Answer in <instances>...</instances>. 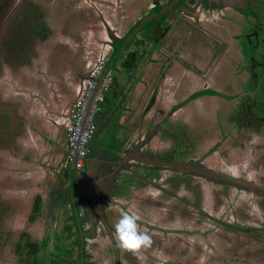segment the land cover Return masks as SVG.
I'll return each instance as SVG.
<instances>
[{
    "label": "flooded vegetation",
    "instance_id": "flooded-vegetation-1",
    "mask_svg": "<svg viewBox=\"0 0 264 264\" xmlns=\"http://www.w3.org/2000/svg\"><path fill=\"white\" fill-rule=\"evenodd\" d=\"M132 2L125 8L114 2L117 25L103 16L106 39L84 69L103 56L112 85L96 116L84 170L64 159L62 170L52 168L49 178L40 179L46 189L36 195L30 220L42 218L45 205L49 222L44 238L30 233L39 242L22 234L25 264L33 257L27 244L36 245L35 255L52 246L58 252L71 248L65 259H53L92 264L90 244L98 238L111 264H123L124 257L137 264L129 254L138 257L140 249L120 248L115 235L129 208L138 216V230L139 223H154L147 235L160 234L153 248L166 254L172 243L163 237L166 224L203 223L214 212L204 205L208 194L218 202L217 222L229 210L219 197L240 199L229 210L245 234L236 249L264 264V0ZM236 73L243 83L235 82ZM207 121H228L236 129L228 134L205 127L195 136L197 125ZM29 150L43 175L40 145ZM205 185L213 190L205 194ZM236 210L244 216L235 218ZM59 221L72 225L73 240L66 242L72 238L67 227L60 237L54 233Z\"/></svg>",
    "mask_w": 264,
    "mask_h": 264
},
{
    "label": "rangeland",
    "instance_id": "rangeland-1",
    "mask_svg": "<svg viewBox=\"0 0 264 264\" xmlns=\"http://www.w3.org/2000/svg\"><path fill=\"white\" fill-rule=\"evenodd\" d=\"M114 2L124 8L133 4L132 0L125 3L123 0H4L5 8L0 13V264H25L23 248L20 252L18 250L22 234L29 236L34 232L41 238L45 237L49 222L45 205L42 218L35 221L30 218L34 214L35 197L39 192L43 193L46 186L40 180L41 168L35 162V154H31L32 150L26 153L21 142L25 137L31 142L29 147L38 148L36 130L42 129L41 124L44 127L50 124H43L48 112L39 113L43 103L51 100L52 94L57 96L59 92H71L73 86L70 84L73 80L77 82L88 62L93 61L95 54L91 52L99 49V44L106 39L103 16L113 25L118 24ZM234 78L237 84L243 83L237 73ZM44 94L50 95L43 99ZM221 123L219 121L218 126L211 121L198 124L194 135L198 132L204 134L205 127L213 133L221 131L222 127L228 134L236 129L228 121ZM29 127L33 130L30 131ZM26 157L31 164L26 165ZM211 189L213 187L205 185L204 193L211 192ZM219 198L229 206V210L241 204L234 195L228 196L227 201L226 198ZM204 201V205H209L207 207L214 212L203 216V223L197 224L193 219L166 224V232L170 236L163 237L172 242L165 249L166 254L162 248H153L154 239H158L160 234L154 237L149 234L150 246H142L138 257L129 254L132 259L137 264H261L256 260H247L244 253L236 249L245 239L240 236L245 234H239L241 224L232 218L234 212L231 215L228 210V215L220 222L214 221L218 202L212 194H208ZM191 213L196 216L194 211ZM236 214L235 218L244 216L239 210ZM247 221L253 219L248 217ZM64 224V221H59L54 233L60 237L67 227L66 231L70 229L68 235L72 237L66 239L69 242L75 234L71 224L63 227ZM153 224L139 223L138 231L147 234L149 229H153ZM158 225L162 227L163 224ZM57 235H53L52 242L55 244ZM29 238L39 242L31 235ZM103 240L98 238L90 244L94 251L91 253L92 264H111L110 256L101 252ZM200 240L203 241L202 248ZM65 251L71 252V248L58 252L53 246L47 247L31 257L30 262L65 264L62 259H53L58 254L65 259ZM130 262L127 257L123 258V264Z\"/></svg>",
    "mask_w": 264,
    "mask_h": 264
},
{
    "label": "built area",
    "instance_id": "built-area-1",
    "mask_svg": "<svg viewBox=\"0 0 264 264\" xmlns=\"http://www.w3.org/2000/svg\"><path fill=\"white\" fill-rule=\"evenodd\" d=\"M112 72L103 56L97 58L78 89V97L66 120V158L68 165L83 171L89 143L96 130V116L112 85Z\"/></svg>",
    "mask_w": 264,
    "mask_h": 264
},
{
    "label": "crops",
    "instance_id": "crops-1",
    "mask_svg": "<svg viewBox=\"0 0 264 264\" xmlns=\"http://www.w3.org/2000/svg\"><path fill=\"white\" fill-rule=\"evenodd\" d=\"M86 74L87 72L85 70L77 82L73 80V82L70 84L73 86V88L71 87V92L68 94H65L64 92H59L57 96L52 94V99L44 102L43 109L39 112L40 114L48 112V115H43L45 120L43 124L50 122L49 126L47 127H44L41 124V130L36 128V133L39 136L37 145H40V153L44 157L46 164L43 175L41 170V178H44V176L45 178H49L48 173L53 172L52 168H59L61 162L65 159L67 130L62 122L65 120L69 109L72 107L77 97L79 86L82 80L86 77ZM49 95L50 94H44L42 95V98L44 99ZM31 115L33 116L34 114L31 113ZM29 130L32 131L33 129L29 127ZM27 134H29V132H27ZM22 142L25 145L26 153H29L28 150L32 148L29 147L31 142L25 137L22 139ZM58 163L59 165H57ZM26 165H28V162Z\"/></svg>",
    "mask_w": 264,
    "mask_h": 264
},
{
    "label": "clouds",
    "instance_id": "clouds-1",
    "mask_svg": "<svg viewBox=\"0 0 264 264\" xmlns=\"http://www.w3.org/2000/svg\"><path fill=\"white\" fill-rule=\"evenodd\" d=\"M137 220L138 216L131 208L122 212L115 225V235L120 248L135 252L151 243L147 234L138 231Z\"/></svg>",
    "mask_w": 264,
    "mask_h": 264
},
{
    "label": "trees",
    "instance_id": "trees-1",
    "mask_svg": "<svg viewBox=\"0 0 264 264\" xmlns=\"http://www.w3.org/2000/svg\"><path fill=\"white\" fill-rule=\"evenodd\" d=\"M5 8V4H4V0H0V13H2L4 11ZM28 249H30V256H34L37 253V247L34 244H27ZM22 247L18 246V250H21Z\"/></svg>",
    "mask_w": 264,
    "mask_h": 264
},
{
    "label": "water",
    "instance_id": "water-1",
    "mask_svg": "<svg viewBox=\"0 0 264 264\" xmlns=\"http://www.w3.org/2000/svg\"><path fill=\"white\" fill-rule=\"evenodd\" d=\"M77 97H78V92H77ZM77 97H76V99H77ZM76 99H75V101H76ZM74 101V102H75ZM74 104V103H73ZM72 107H73V105H72ZM72 107L69 109V111H68V113H67V116H69V113H71V110H72ZM67 118L68 117H66V120H67ZM66 120H64L62 123H63V125L65 126V128H66V130H67V127H66ZM66 148H65V157H66ZM148 157V156H147ZM64 161V160H63ZM63 161L61 162V164H60V167H59V170H62V168H63ZM86 162H87V160H86ZM86 172H84V174H85Z\"/></svg>",
    "mask_w": 264,
    "mask_h": 264
}]
</instances>
